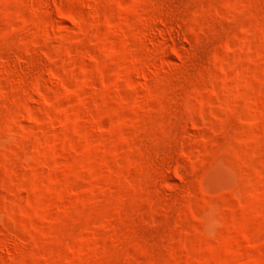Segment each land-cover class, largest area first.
<instances>
[{
  "label": "rangeland",
  "instance_id": "obj_1",
  "mask_svg": "<svg viewBox=\"0 0 264 264\" xmlns=\"http://www.w3.org/2000/svg\"><path fill=\"white\" fill-rule=\"evenodd\" d=\"M0 264H264V0H0Z\"/></svg>",
  "mask_w": 264,
  "mask_h": 264
}]
</instances>
